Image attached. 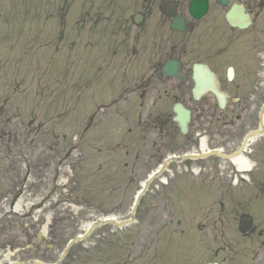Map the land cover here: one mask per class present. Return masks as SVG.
Here are the masks:
<instances>
[{"label": "flooded vegetation", "instance_id": "flooded-vegetation-1", "mask_svg": "<svg viewBox=\"0 0 264 264\" xmlns=\"http://www.w3.org/2000/svg\"><path fill=\"white\" fill-rule=\"evenodd\" d=\"M64 4L70 55L81 49V60L98 67V80L109 87L98 106L127 130L104 136L101 155L132 157L130 172L144 166L147 175L170 154H234L262 131L264 0ZM166 66L176 76L164 74ZM176 110L190 114L185 134ZM244 150L250 170L218 169L216 157L188 159L171 179L200 211L197 264H264V134Z\"/></svg>", "mask_w": 264, "mask_h": 264}, {"label": "rangeland", "instance_id": "rangeland-1", "mask_svg": "<svg viewBox=\"0 0 264 264\" xmlns=\"http://www.w3.org/2000/svg\"><path fill=\"white\" fill-rule=\"evenodd\" d=\"M65 1L0 0L1 264L56 263L86 224L129 219L146 179L144 166L130 173L132 157L99 152L106 131L126 127L92 107L108 87L81 49L70 55ZM151 187L135 225L97 228L62 264H197L195 197L186 203L179 187Z\"/></svg>", "mask_w": 264, "mask_h": 264}, {"label": "water", "instance_id": "water-1", "mask_svg": "<svg viewBox=\"0 0 264 264\" xmlns=\"http://www.w3.org/2000/svg\"><path fill=\"white\" fill-rule=\"evenodd\" d=\"M166 72H170L168 67L166 68L165 70ZM177 114V117H176V122L179 124V126L181 127L182 131L184 132V129L186 128V125H187V121H188V117L183 113V112H176ZM214 154H217V153H214ZM218 155V154H217ZM220 157V154L218 155ZM166 167V164L164 165V168ZM149 186V183L146 184V187ZM139 203V198L137 199V204ZM136 204V205H137ZM132 221H127V222H123V223H117V222H113L111 220H99L98 222L94 223L92 225V227L87 231V233L84 235V236H81V237H77L75 238L74 240H71V242L68 244L67 248L65 251H63L64 253L62 254V257L60 259V261H62L65 256L67 255L68 251L70 250V248L77 242L79 241H82L84 240L85 238H87L91 232H93V230L99 226V225H105V224H113L114 226L116 227H124L128 224H130ZM60 262L56 263V264H59ZM13 264H25V263H13ZM27 264H43V263H39L37 261L35 262H29Z\"/></svg>", "mask_w": 264, "mask_h": 264}, {"label": "bare ground", "instance_id": "bare-ground-1", "mask_svg": "<svg viewBox=\"0 0 264 264\" xmlns=\"http://www.w3.org/2000/svg\"><path fill=\"white\" fill-rule=\"evenodd\" d=\"M233 164H234V165H235L240 171H241V170H250V169H251V165H250V163H249L246 159H244L242 156L239 157V158H237V159H235V160H233ZM20 208H21V204H18V205H17V209H20ZM112 216H113V215H111V216H107V218L110 217L111 219H114ZM108 219H109V218H108ZM91 225H92V223H88V224H86L84 230L88 229ZM9 257H10V255H7L5 259L8 260Z\"/></svg>", "mask_w": 264, "mask_h": 264}]
</instances>
